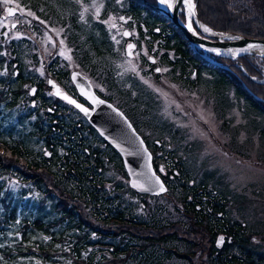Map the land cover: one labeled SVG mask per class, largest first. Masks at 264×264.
<instances>
[{
	"label": "rangeland",
	"instance_id": "374dc122",
	"mask_svg": "<svg viewBox=\"0 0 264 264\" xmlns=\"http://www.w3.org/2000/svg\"><path fill=\"white\" fill-rule=\"evenodd\" d=\"M46 1L54 5L62 20L66 18L65 25L54 22L55 18L59 19L55 12L50 15L53 22L43 21L37 13L15 0H10L9 3L0 0V58L4 62L0 80L4 79L7 83L16 75L14 70L16 73L22 67V77L34 79L37 84L34 86H38V83L44 85L45 98L55 107L57 99L48 86L49 80L56 79L54 73L60 67L62 73H67L68 76L73 72L80 73L98 93L108 95L111 102L102 98L103 100L116 106L139 127V134L155 149V158L168 156L166 163L161 161L164 168L170 164L171 170H174L172 162L175 160V172L187 179V184L193 182L199 188L197 198L192 195L186 201L180 197L182 180L169 182L171 187L176 188L162 197L138 195L130 189L127 175L122 174L113 162L105 163L109 168L107 177L112 179V183L105 185L108 195L113 199L118 197L120 202L123 199V204L133 209L132 218L146 223L139 229L133 228L130 223L124 225L129 232L143 237L138 239L141 240L138 242L139 247L144 245L142 240L150 236L158 238L161 235L175 234L188 242L187 247L181 250L183 254L166 256L168 250L156 246L155 251L162 260L155 264H209L213 247L216 249V238L221 234L213 235L207 229V223L203 228L196 226L197 219L187 208H192V205L202 206L209 215L211 209L207 210L205 204L200 202L205 201L203 194H209L212 199L216 197L214 200L218 198L226 208L222 217L228 223L235 226L243 224L250 228L254 234L251 245L264 253V117L253 103L245 95L238 94L230 80L225 79L222 83L217 73H200L194 70L190 80L196 78L198 85H184L180 81L183 76L181 69L177 68L173 73L172 66L167 65L162 58L163 51L156 54L160 40L152 39L151 27L135 21L133 16H123V10L128 8L125 0ZM258 4L262 5L263 1L258 0ZM157 5H160L159 0ZM9 9L16 10L15 17H9ZM181 15L186 24L190 19L192 26L198 30L194 18L189 17L185 6H182ZM125 32L131 34L130 39L125 38ZM74 41L78 47L81 45V49L76 48ZM92 42L95 43V50L90 46ZM128 43L136 45L134 58L128 57L126 53ZM61 51L64 55H60ZM87 51L91 54L92 64H97L102 73L97 67L94 69L91 66L87 70L82 67L77 57L79 53ZM96 52L107 53V56L100 58ZM14 53L19 56L20 67L18 64L13 70L10 63L13 74L10 77L8 64L14 58ZM208 55L215 60L212 57L214 54ZM68 56L71 57L70 60L66 59ZM253 56L251 61L264 68V55ZM151 58L156 61L154 65L150 63ZM240 58L235 62H240ZM170 59L175 61V56ZM53 61L58 64L52 67ZM53 69L55 70L52 72ZM156 69H160L159 74L155 72ZM61 84L66 85L68 90L72 87L71 81L66 78L61 80ZM34 86H22L20 107L11 114L8 112L11 117L5 122L0 117V129L13 122L15 124L18 117L22 113L26 114L29 108L36 113V107L39 109L36 102L40 98L36 99L37 93L32 95L31 91L36 88ZM7 92L0 83V113L5 112L4 103L9 100ZM46 109L48 112L49 107ZM157 141L162 142L159 150H156ZM47 152V149H43L42 154ZM154 161L156 160L153 158V163ZM17 165L18 172L12 170L4 175L0 171V180L8 182L11 186L9 189L15 196L21 189H30L19 178L20 174L23 177L28 171L19 163ZM40 177L44 178L45 175ZM33 196L37 198L36 204H40L42 200L38 201L39 195L34 193ZM42 206L48 213L53 209L49 202ZM80 206L84 209L82 212L85 220L97 226L99 223L91 219L83 202ZM23 208L21 206L18 209L19 219L23 218L20 213ZM213 215L215 218L218 216L216 213ZM153 225H157L159 229H153ZM62 228L64 226H60L59 230ZM108 228L112 231L119 229L116 225ZM161 229L163 231L159 232ZM39 239L42 242L49 241L43 236ZM236 253L235 249L230 250V256ZM130 258L131 255L123 261L129 264ZM130 264L137 263L133 261Z\"/></svg>",
	"mask_w": 264,
	"mask_h": 264
},
{
	"label": "trees",
	"instance_id": "16d2710c",
	"mask_svg": "<svg viewBox=\"0 0 264 264\" xmlns=\"http://www.w3.org/2000/svg\"><path fill=\"white\" fill-rule=\"evenodd\" d=\"M15 1L37 13L43 21L53 22L50 20L52 12L59 16L54 5L46 0ZM262 1L263 4L259 5L258 0H196L198 18L204 25L218 33H234L248 38L264 39V0ZM124 2L128 4V8L123 10V16H133L135 21L151 27L152 39L160 40L156 54L163 51L162 58L166 60L167 65L172 66L173 73L177 68L181 69L183 76L180 81L184 85H198L196 78L190 80L194 70L200 73H217L222 83L225 79L230 80L236 87V92L245 95L264 117V85L252 81L240 69L243 67L252 78L263 79L264 68L256 66L255 61H251L253 55L241 57L240 62L212 55L229 70L215 68L198 52H194L181 32L160 15L155 8L157 0H146V3L144 0ZM255 14L257 16H254ZM180 17L185 23L184 17L182 15ZM57 18L59 19L55 18L54 22L65 25L66 18L64 20L60 16ZM73 43L75 44V41ZM90 46L95 50V43L92 42ZM149 46L152 49V45ZM80 47L81 45L76 48L81 49ZM12 48L14 49V46ZM13 55L14 58L8 64L10 74V63L13 70L18 64L20 67L19 56L15 53ZM97 56L101 58L107 56V53H97ZM171 56H175V61L170 59ZM77 58L85 70L93 66L91 68L97 67L96 69L102 73L97 64H92V57L88 51L79 53ZM51 63L52 67L58 64L54 61ZM3 65L1 59L0 74H3L1 70ZM60 70L56 71L59 75L55 76H59V79L68 77L67 73H62L61 67ZM22 71L21 67L18 76L14 75L12 80L9 79L7 86L4 79L0 80L1 86L8 90L9 99L4 103L5 112L0 113L4 122L11 117L8 112L11 114L20 107L22 86L37 85L31 77L29 79L22 77ZM41 85L38 83L40 90L36 99L44 100ZM246 87L260 100H256ZM71 89L75 91L73 87ZM60 108L57 113L75 112L64 102L60 103ZM42 109L43 106L39 109L36 107V114H40ZM26 113L29 114L28 117H18L15 124L13 122L0 129L1 173L7 175L12 170L18 172L19 163L28 171L23 177L20 174L19 178L30 188L21 189L22 191L15 196L10 191L11 186L8 182L0 180V264H124L123 259H128L130 255L129 264L133 261L137 264H155L162 260L155 251L156 246L167 249L166 256L183 254L181 250L187 247L188 242L175 234L161 235L158 238L150 236L142 240L144 245L139 247L138 242L141 240L138 239L143 237L129 232L124 225L130 223L133 228L139 229L146 223L132 218L133 209L123 204V199L120 202L118 197L111 198L105 189L107 183H112V179L107 177L106 172L109 168L105 163L113 162L122 174L127 175L122 158L84 117H29L33 113L32 108ZM43 149L50 150L51 157L43 155ZM175 163L174 160L172 162L174 170L170 173L183 178L181 174L180 176L176 174ZM169 168H172L170 164ZM42 174L45 175L44 178L40 177ZM180 187V197L185 201L190 195L197 198L196 192L199 188L195 185L188 183V186L183 184ZM174 188L176 187H170L169 192L174 191ZM34 193L39 195L38 201L42 200L40 204H36L37 198H34ZM203 197L207 210L211 209L216 214L224 213L225 207L218 198L214 200L216 197L212 199L209 194H203ZM46 202L51 203L53 207L50 213L42 208ZM82 202L91 219L99 223L97 226L85 220L82 212L84 209L80 206ZM21 206L24 207L20 212L23 218L19 219L18 209ZM187 208L197 219L196 226L203 228L207 223L213 235L217 234L214 231L215 226L227 230L224 250L219 252L213 247L209 264H264V253H260L257 247L251 245L254 234L248 226L243 224L229 226L228 222L225 224L223 217L211 216L206 220L207 213L203 207L200 210L195 205ZM112 225L119 229L112 231L108 228ZM60 226L64 228L59 230ZM152 228L159 229L157 225H153ZM162 231L163 229L159 230ZM41 236L47 237L49 241H39ZM232 249L237 253L230 256Z\"/></svg>",
	"mask_w": 264,
	"mask_h": 264
},
{
	"label": "water",
	"instance_id": "95a60500",
	"mask_svg": "<svg viewBox=\"0 0 264 264\" xmlns=\"http://www.w3.org/2000/svg\"><path fill=\"white\" fill-rule=\"evenodd\" d=\"M195 4V25L198 30L195 29L194 26L193 29L195 30L196 34H193V31H189L188 24L184 23L182 19L180 18V14L182 12V6H185L183 3V0H175L174 7L171 10H164L161 5L155 6L156 10L162 15L166 20L170 21L176 29H178L185 40L187 41L190 48H192L194 51L202 53L200 56L213 65L215 68L223 69V70H229L227 66L224 64L217 62L213 59H211L208 55V53L216 54V51L220 52L221 57H227L231 60H238L240 57L245 55H257L252 53L254 50L263 49L264 50V39H258V38H248L244 37L239 34L234 33H216L217 35H207L205 34L201 28H199V24L203 23L198 18L197 13V4ZM11 14L9 13V17H15L17 12L14 9H11ZM15 27V25H13ZM128 35H125L127 39L130 38L131 34L129 32ZM229 37H232L233 39H230ZM235 37H239V39H234ZM249 44L256 45L257 47L254 48H248L247 46ZM129 45H132L133 47L129 49ZM126 47L127 55L130 58H134L133 51L136 49V45L133 43L128 44ZM244 49H247V51H244ZM216 50V51H212ZM259 56V55H257ZM154 62V60L152 59ZM240 69L243 71V73L250 78L252 81L257 82L259 84L264 85V80L259 81L255 78H252L249 76L247 71L240 67ZM157 73L160 72L156 70ZM75 77V79H74ZM71 80L76 87L78 93L86 99L92 108H88L84 106L83 104L77 102L74 98L69 96L68 94L62 92L60 90V87L53 81L52 84L49 83L50 86H53V84L56 86L54 88V95L64 100L61 95L56 94V89L58 88L60 92L63 95L68 96L70 99L75 100L77 103L81 104L83 107L88 109L89 114L85 115L80 109L75 107L74 104L68 103L75 108H77L82 114L85 115L89 123L92 125V127L97 131V133L100 135L102 139L105 140L107 144H109L112 148L116 150V152L121 156L124 168L127 172V175L129 177V186L131 189L136 191L139 194L142 195H149V196H163L168 193V187L163 181L162 177L156 172L154 163H153V155L150 152L145 140L143 137L137 132L136 128L130 121V119L122 112L120 109H118L116 106L112 105L110 102H107L100 98L94 88L92 87L91 83L80 73L73 72L71 74ZM246 90L254 96L256 100H260L258 97H256L250 90L246 87ZM35 92L32 95H35ZM91 97H95L96 99L104 101L103 104H94L91 100ZM119 113V114H118ZM131 125V127H129ZM140 141H143V144L140 143ZM119 145V146H117ZM145 149L147 151L145 152ZM48 156V155H47ZM151 157L149 160L148 157ZM152 172H155L157 176L160 177V180L163 182L164 187L166 191L160 192V193H152V192H144L140 191L137 188L132 187V181L134 179H137V173H142L143 175L139 177L141 180H147L151 177ZM223 238V241L221 242L220 238ZM225 242V237L223 235L219 236L217 239L216 246L217 248H222Z\"/></svg>",
	"mask_w": 264,
	"mask_h": 264
},
{
	"label": "flooded vegetation",
	"instance_id": "af4514ba",
	"mask_svg": "<svg viewBox=\"0 0 264 264\" xmlns=\"http://www.w3.org/2000/svg\"><path fill=\"white\" fill-rule=\"evenodd\" d=\"M54 75H59L57 72H55L54 73ZM56 77V79H51V80H53L59 87H60V90L62 91V92H64V93H66V94H68L69 96H71L72 98H74L77 102H79V103H81V104H83L84 106H86V107H88V108H92V106L89 104V102L86 100V99H84L79 93H78V91H77V89H76V87L74 86V84H73V82H72V80H71V74L67 77V76H64L66 79H67V81L69 80V81H71V84H72V87H73V89H75V91L74 90H72V89H70V90H68L67 88H66V85L64 86V84H61V80L62 79H65V78H58L59 76H55ZM50 81V80H49ZM6 86H7V83H6ZM48 86L50 87V89H51V91H52V94H53V96L55 97V95H54V87L53 86H50L49 85V82H48ZM34 87H36L37 89H36V93H37V96H38V91L40 90V87L39 86H34ZM71 87V88H72ZM41 88H42V90H44L45 89V87H44V85H41ZM95 89V88H94ZM95 91H96V89H95ZM43 92V91H42ZM31 93H32V91H31ZM96 93L98 94V96L99 97H101V98H103V99H105V100H108V101H110L111 102V100H110V97L108 96V95H102V94H100V93H98L97 91H96ZM44 98H45V95H44ZM56 99H57V101L55 102V107L54 106H52L51 104V102H50V104L48 103L49 101L45 98L44 100H42L43 98H40L36 103V105L37 106H39V108L41 107V106H43V111L44 112H46V114L42 111L40 114H36V113H32L29 117H53V118H55V117H85L84 116V114H82V113H80L79 112V110H77L74 106H72V105H70V104H68V103H66L64 100H61V99H59V98H57V97H55ZM48 101V102H47ZM40 102V103H39ZM61 102H64L65 104H67L69 107H71L72 109H74V111L76 112H73V111H71V112H66V113H63L62 111H60V113H57V111L60 109L61 110V108H60V103ZM46 107H49V110H48V112H47V109H46ZM71 113V114H70ZM73 114V115H72ZM27 115H29L28 113H26V114H21L19 117H28ZM126 115V114H125ZM46 118V119H47ZM55 120V119H54ZM131 121V120H130ZM132 122V121H131ZM55 123H56V120H55ZM133 124V123H132ZM134 125V124H133ZM134 127L136 128V130H137V132L139 133V131H140V129H139V127H137V125H134ZM139 130V131H138ZM143 137V136H142ZM143 139H144V137H143ZM145 140V139H144ZM145 142H146V144H147V146H148V148L150 149V151L152 152V155H153V158H154V160H156V161H154V166H155V169H156V172L162 177V179H163V181L167 184V186L169 187V190H170V187H171V185H170V183L173 181V180H177V182H178V180L179 181H181L182 180V183L183 184H185V185H187L188 186V184H187V181L186 180H184L182 177H175L173 174H171L170 173V171H171V169L169 168V167H167V168H164L163 167V163H166L165 161H167L168 160V156H166V157H164V158H155V154H154V151H155V149L153 148V146H151L150 144H149V142H147L146 140H145ZM156 143V146H157V149L156 150H159L161 147H162V142H159V141H157V142H155ZM153 149V150H152ZM49 152H47V154H45L47 157H50L52 154H51V151L50 150H48ZM161 161L163 162V163H161ZM125 169V168H124ZM161 169H163V171L161 172L160 170ZM167 169H170V171H168ZM126 174H127V172H126ZM177 174V173H176ZM178 175V174H177ZM128 176V175H127ZM129 178V177H128ZM170 182V183H169ZM183 184H181V185H183ZM190 184V183H189ZM191 184L192 185H194V183L193 182H191ZM180 185V184H179ZM177 186V185H176ZM130 187V186H129ZM181 188V187H180ZM131 189V188H130ZM132 191H134L133 189H131ZM136 194H137V192L136 191H134ZM138 195H140V194H138ZM142 196H148V197H151V196H149V195H142ZM190 196H192V195H190ZM189 196V197H190ZM195 196V195H194ZM156 197H162V196H156ZM188 197V198H189ZM202 199V198H201ZM200 202H202V204L204 205L205 204V201H200ZM205 206H206V204H205ZM225 206L227 207V205L225 204ZM197 207V209L198 210H200L201 208H202V206H200V207H198V206H196ZM225 210H226V208H225ZM208 214V213H207ZM206 214V220H208V218L209 217H215L213 214V212L211 211V213L209 212V215H207ZM217 217L218 218H222V216H223V214L222 213H217ZM224 221H225V224L228 222L227 221V219H224ZM229 224V226H231L230 225V223H228ZM214 228H216V230H215V232L217 233V235L218 234H221V235H223L224 237H225V242H224V245H223V247L222 248H217V246H216V244H215V246H216V250L217 251H223L224 249V247H225V244H226V240H227V235H226V231L227 230H224V229H222V228H218V227H214ZM226 228V227H225ZM207 229H209V227H208V225H207ZM227 229V228H226ZM221 235H219V236H221ZM218 236V237H219ZM218 237L216 238V243H217V239H218ZM229 243H230V241H229ZM219 251V252H220Z\"/></svg>",
	"mask_w": 264,
	"mask_h": 264
},
{
	"label": "snow or ice",
	"instance_id": "6c2138e0",
	"mask_svg": "<svg viewBox=\"0 0 264 264\" xmlns=\"http://www.w3.org/2000/svg\"><path fill=\"white\" fill-rule=\"evenodd\" d=\"M5 3H9L10 0H4ZM159 2L162 5H165L167 8L171 9L174 7V3L173 0H159ZM184 5L186 6L187 10H188V15L189 17L194 16L195 15V4L193 3V0H183ZM12 10L9 9V13L11 14ZM29 15H32L31 13H28ZM99 15V9H97V16ZM81 18L83 19V13H81ZM41 23H43V21H41ZM204 32H209L211 33V29L208 27H205L203 25L200 26ZM188 29L189 31H193V34L195 33V30L192 27V22L189 19L188 22ZM124 35H128V33H125ZM230 39H233L232 37H229ZM234 39H239V37H235ZM61 43H63V41H61ZM129 49H131L133 46L129 45L128 46ZM248 48H254L257 47L256 45L253 44H249L247 46ZM212 51H216V50H212ZM244 51H247V49H244ZM217 55H220L219 51H216ZM60 55H64V52L61 51ZM66 59H71L70 56L66 57ZM135 69H133L134 71ZM157 71H159V69H157ZM75 79V77H74ZM50 84H52V81H49ZM53 87L55 88L56 86L53 84ZM33 93L35 92V89L32 90ZM56 94L57 95H61L63 99H65L66 101H68V103L74 104L75 107H77L78 109H80V111H82L85 115H88V109L83 107L81 104L77 103L75 100L70 99L68 96L63 95L60 90L57 88L56 89ZM91 100L94 104H103L104 101L96 99L95 97H91ZM119 114V113H118ZM129 127H131V125H129ZM141 144H143V141H140ZM119 146V145H117ZM147 151V149H145V152ZM148 159L150 160L151 157L149 156ZM161 172L163 171V169L160 170ZM137 179H134L131 183H132V187L137 188L140 191H144V192H152V193H160V192H164L166 191L163 182L160 180V177L156 175L155 172H152L151 177L148 178L147 180H141L139 177H141L143 174L142 173H137ZM221 242L223 241V238L221 237Z\"/></svg>",
	"mask_w": 264,
	"mask_h": 264
},
{
	"label": "bare ground",
	"instance_id": "6f19581e",
	"mask_svg": "<svg viewBox=\"0 0 264 264\" xmlns=\"http://www.w3.org/2000/svg\"><path fill=\"white\" fill-rule=\"evenodd\" d=\"M144 2L146 3V0H144ZM175 2V0H173V3ZM193 3H194V0H193ZM160 5H161V7L164 9V10H171V9H169V8H167L165 5H162L161 3H160ZM186 7V6H185ZM187 9V8H186ZM187 12H188V10H187ZM192 18H194V16H191ZM202 24H199V28H201L200 26H201ZM203 26H205V25H203ZM205 27H207V26H205ZM209 28V27H208ZM201 30L203 31V29L201 28ZM204 32V31H203ZM205 34H207V35H217L216 33H215V31H213L212 29H211V33H209V32H204ZM252 53H254V54H257V55H264V50L263 49H258V50H254ZM256 80H258V79H256ZM259 81H262V80H259ZM80 112V111H79ZM81 113V112H80Z\"/></svg>",
	"mask_w": 264,
	"mask_h": 264
}]
</instances>
